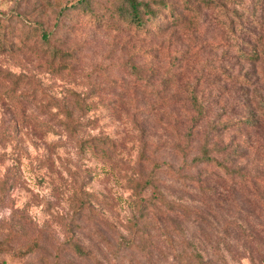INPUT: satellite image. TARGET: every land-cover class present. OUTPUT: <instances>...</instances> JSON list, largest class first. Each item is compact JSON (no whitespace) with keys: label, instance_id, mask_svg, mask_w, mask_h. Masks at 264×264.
Instances as JSON below:
<instances>
[{"label":"rangeland","instance_id":"obj_1","mask_svg":"<svg viewBox=\"0 0 264 264\" xmlns=\"http://www.w3.org/2000/svg\"><path fill=\"white\" fill-rule=\"evenodd\" d=\"M67 1L22 0L20 10L33 17L53 4L54 11L47 7L53 25ZM167 1L185 23L162 37L111 19L112 0L97 4L102 21L67 18L62 38L76 59L64 75L27 47L15 56L0 53V69L29 78L18 92L40 86L62 104L73 90L94 104L74 133L64 110L44 94L19 105L0 88V264H184L193 251L214 264H264V0H220L225 8L217 0ZM9 8L10 0H0V10ZM230 20L234 30L225 26ZM231 35L245 37L243 46L258 50V58L240 56ZM133 62L161 66L154 87L137 83ZM169 68L181 84L157 95ZM193 88L210 109L200 124L189 101ZM243 117L251 122L241 123ZM231 119L230 129L211 130ZM189 127L194 135L186 139ZM101 136L117 141L111 160L81 147ZM206 136L214 156L232 158L234 175L192 162ZM152 173L176 202L172 208L137 205L129 179ZM153 190L142 194L149 198ZM77 243L86 255L77 253Z\"/></svg>","mask_w":264,"mask_h":264},{"label":"trees","instance_id":"obj_2","mask_svg":"<svg viewBox=\"0 0 264 264\" xmlns=\"http://www.w3.org/2000/svg\"><path fill=\"white\" fill-rule=\"evenodd\" d=\"M10 1L11 8L8 10H0V53L15 56L19 51L27 47L31 49L32 54L40 57L47 63V68L52 73L59 75H64V69H71L72 64L68 63L69 59H76L74 50L67 49L64 46L65 40L62 38V32L64 31V28L67 27L65 20L71 17L74 13L78 16H90L97 21H102L105 15L97 7V4H100L99 0H69L57 11L58 20L55 24L51 25L47 7H51L52 11H54L55 8L53 7V4H49L46 8H41L38 14L32 17L33 12L28 13L26 10H20L22 0ZM181 1L187 5L190 3V0ZM214 1L215 0H199L200 3H204L208 6L214 4ZM217 6L221 8L226 7V5L220 0H217ZM112 7L111 19H115L116 22L122 23L127 29L132 30L133 32H144L147 36L162 37L167 30L171 28H181L183 26L182 24L185 23V16L175 9V3L167 0H112ZM222 11L224 15L228 17L226 10L223 9ZM233 25V20L225 22V26L228 29H233ZM241 26L243 28V22H241ZM230 38L231 41L237 45L239 55L244 59L258 58V50L254 49L250 53L247 52L243 46L249 44V42L245 40V37L239 38L237 35H231ZM180 60L181 58L179 57L174 59L171 68L177 66ZM222 71L227 74L225 70ZM130 73L136 78L138 84L143 81L142 85L153 87L155 80L162 74L161 66L154 62L142 64L133 62L131 64ZM229 77H231V73L229 74ZM177 82L181 84L180 77L178 78V75L174 70L169 68L166 70V74L160 82L162 89L156 90L157 95L175 88ZM28 83L29 78L26 75L16 74L7 69H0V88L3 86L4 95L7 98H10L13 103L20 105L22 98L24 99L23 101L32 103L38 95L44 94L45 97L49 98L48 103L53 100V102L55 101V106H59L64 110L66 116L64 124L67 125V129L74 133L80 131L78 128L83 127L85 124L82 120L85 117V112L88 109H92L94 105L92 102H88L84 96L73 90H71L69 100L62 104L49 96L46 93V90L40 86L35 87L32 94H28L22 90L21 92H18L21 87L24 88V85ZM189 99L192 109L196 112L194 121L200 124L202 120L209 116L210 109L207 104L200 100L198 92L194 88L190 89ZM262 106L264 107V101ZM16 107L18 108L19 106L17 105ZM242 120H244L241 122L243 124L251 122L249 117H243ZM90 121L91 123H95L96 120L91 119ZM231 124L232 119L226 120L219 124L218 127H214L211 130L221 132L222 128H219L220 125H222L225 130H228L231 128ZM40 127H48V123L40 122ZM193 135L194 131L189 127L185 134L186 139H191ZM211 146L209 137H207L202 147V153L195 156L192 159V162L215 163L224 171V173L234 175V169L231 164L232 158H225L223 160L219 159L213 155ZM81 147L83 149L84 147H89L94 152L101 151L102 155L109 160L113 158V153L118 148L117 141L108 136L94 137L91 140H82ZM183 153L186 155L185 151ZM158 168L162 170L161 165H159ZM169 169L174 173H181L180 171L175 170L171 164H169ZM129 183H131L133 194L136 197V203L137 205H141V207L144 202H148L147 208L151 209H161L158 207L160 204H165L172 208L176 203L174 201L173 204L172 200H169L163 182L159 180V177L156 176L155 173H152L149 177H146L144 174H141L137 178L131 177ZM5 184L6 182H3L1 187L5 186ZM150 187L154 188V190L151 197L147 198L143 196L142 193ZM210 189L216 191V187H211ZM87 194L90 195V193ZM82 201V198L77 199L78 205H80L79 209H82ZM143 219L147 223L150 222L148 216ZM193 246L194 244H192V247ZM74 248L78 254L86 255L87 253L78 243L75 244ZM180 261L184 264H214L212 261L205 260L199 251H193L190 253V256L185 255Z\"/></svg>","mask_w":264,"mask_h":264}]
</instances>
